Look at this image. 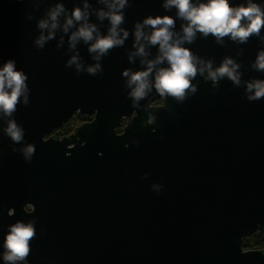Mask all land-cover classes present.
<instances>
[{
	"label": "water",
	"instance_id": "1",
	"mask_svg": "<svg viewBox=\"0 0 264 264\" xmlns=\"http://www.w3.org/2000/svg\"><path fill=\"white\" fill-rule=\"evenodd\" d=\"M55 2L44 0L37 11L33 0H0V67L12 58L29 76L30 104L18 105L15 119L25 142L36 145L26 162L0 131V264L9 225L18 220L36 221L29 264H264V249L243 246L244 238L264 232V98L250 102L230 80L213 88L198 76L197 93L182 104L154 89L141 101L146 108H133L122 76L126 68L140 69L127 57L133 36L110 51L97 76L65 66L72 53L65 55L67 38L56 47L62 32L44 49L34 46L37 20ZM162 2L131 0L123 27L131 32L149 15L175 16ZM29 13L35 18L28 20ZM107 28L105 21V34ZM225 40L222 47L212 36L199 37L186 46L214 58L215 66L243 48L237 58L243 79H264L250 70L264 47L260 40ZM78 49L95 63L86 45ZM76 112L95 117L69 137L60 140L56 132L45 139ZM154 183L164 185L160 193Z\"/></svg>",
	"mask_w": 264,
	"mask_h": 264
},
{
	"label": "clouds",
	"instance_id": "2",
	"mask_svg": "<svg viewBox=\"0 0 264 264\" xmlns=\"http://www.w3.org/2000/svg\"><path fill=\"white\" fill-rule=\"evenodd\" d=\"M44 0H33L34 8L39 11ZM100 7L90 0H82L72 9L66 7L64 0H56L37 20L39 35L33 44L37 49H44L49 41L57 38L56 47L62 48L67 38V51L72 53L66 61L67 68H74L79 73L97 76L103 73L102 61L114 48L124 47L130 35L134 37L131 49L127 50L130 64L139 60L140 69H124L127 96L132 107L146 108L141 101L149 98L153 90L162 98H173L183 103L198 91L199 76L212 87L228 79L236 88H243L246 99L250 102L264 98V79H243L244 67L238 61L244 49L239 48L236 56L226 55L218 66L214 58H205L194 53L191 47L199 37L215 38V42L224 47L226 40L236 45L247 44L251 37H257L264 45V3L257 0H163L162 8L166 12L176 10L173 15H149L142 21H136L133 30L123 25L126 23V10L132 7L131 0H97ZM97 22H93L92 17ZM29 13L28 20L34 19ZM177 20L180 27L177 29ZM108 22L106 34L102 31L104 22ZM199 34V37H198ZM87 46V51L95 63L88 64L81 56L78 45ZM156 48L154 58L152 49ZM250 70L264 73V47H261ZM29 76L23 69L17 68L15 59H8L0 67V131L12 141L13 152H20L26 162H31L36 145L25 142V128L15 119L18 105L30 104ZM196 81V83H193ZM152 120L156 116L149 113ZM15 145H21L17 148ZM147 173L141 179L147 177ZM153 191L160 193L164 185L154 183ZM37 236L36 221L18 220L9 225L5 236L2 259L4 264H29L31 241Z\"/></svg>",
	"mask_w": 264,
	"mask_h": 264
},
{
	"label": "flooded vegetation",
	"instance_id": "3",
	"mask_svg": "<svg viewBox=\"0 0 264 264\" xmlns=\"http://www.w3.org/2000/svg\"><path fill=\"white\" fill-rule=\"evenodd\" d=\"M163 104V101L160 100H156L153 105L157 106V105H161ZM95 117V114H83V115H79L78 112L74 113L73 116L63 124L62 127L58 128L56 131H54L51 135H48L45 137V139H48L49 137H51L52 135H54L56 132L59 133V139L62 140L64 137H69L70 135H72L76 128L86 124V123H90ZM127 124V119L125 118L123 120V124L121 127L118 128V132L121 133L125 127V125ZM69 147H73V144L70 145ZM27 210H32V206L28 205L26 206Z\"/></svg>",
	"mask_w": 264,
	"mask_h": 264
},
{
	"label": "trees",
	"instance_id": "4",
	"mask_svg": "<svg viewBox=\"0 0 264 264\" xmlns=\"http://www.w3.org/2000/svg\"><path fill=\"white\" fill-rule=\"evenodd\" d=\"M243 246L245 249H264V232H256L244 238Z\"/></svg>",
	"mask_w": 264,
	"mask_h": 264
}]
</instances>
